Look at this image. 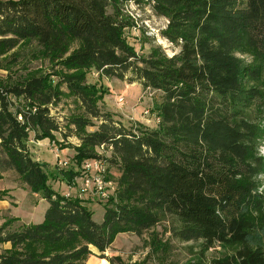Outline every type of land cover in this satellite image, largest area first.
Here are the masks:
<instances>
[{
	"label": "trees",
	"instance_id": "obj_1",
	"mask_svg": "<svg viewBox=\"0 0 264 264\" xmlns=\"http://www.w3.org/2000/svg\"><path fill=\"white\" fill-rule=\"evenodd\" d=\"M124 1L0 0V54L33 42L65 69L55 84L30 74L0 85V168L48 203L38 224L0 226V246L9 244L0 264H89L92 249L104 258L118 233L158 225L166 249L198 243L195 259L178 264H264V0H138L166 20L160 35L171 56L155 45L137 54L125 38ZM90 72L159 92L156 128L126 126L99 108L104 91ZM65 94L80 110L67 119L69 135L49 110ZM31 139L71 149L72 162L48 173ZM90 160L105 163L114 185L97 198L100 223L85 200L49 183L75 188ZM216 246L223 254L208 258Z\"/></svg>",
	"mask_w": 264,
	"mask_h": 264
},
{
	"label": "rangeland",
	"instance_id": "obj_2",
	"mask_svg": "<svg viewBox=\"0 0 264 264\" xmlns=\"http://www.w3.org/2000/svg\"><path fill=\"white\" fill-rule=\"evenodd\" d=\"M141 1V0H140ZM123 11L130 22L125 29L128 43L132 45L137 54H147L152 46H160L168 55L174 54L173 48L165 41L160 33L165 29L166 20L156 16L150 7L138 0H126L123 4ZM75 45L71 47V50ZM39 48L33 42L22 43L16 48L0 54V85L11 84L27 77L28 75H45L50 78L53 84L56 83L58 75L65 72L59 64L51 63L39 55ZM70 50V51H71ZM87 81L94 83L103 89V97L98 103L99 108L110 113L116 120L126 126L142 125L148 128H156L157 118L153 111L155 105L160 102L161 94L152 90H146L137 83L116 80L99 76L95 72L87 75ZM64 93L66 89L61 87ZM122 99V102L119 100ZM50 114L59 123L62 133L69 135L71 126H68V118L78 115L80 110L74 98L63 95L59 104L50 107ZM95 128H89L93 131ZM58 141H63L61 134H54ZM66 143L76 144L78 141L73 136L64 139ZM30 150L36 159L46 163L48 173L56 175V169L68 166L60 165V161L72 162L73 151L65 149L58 152L59 146L49 139L42 141L30 140ZM99 155L109 157V152L102 149L97 150ZM259 155L264 158V140L259 145ZM60 162V163H59ZM113 178L118 175L117 171L110 168ZM51 179L50 185L55 191L61 194L79 196L86 201L87 207L93 211V219L100 223L103 218V201L98 200L94 194H83L80 192V180L77 179L75 188H68L62 181ZM264 192V186L261 187ZM113 189H109L112 192ZM48 203L39 196L33 194L11 170L0 168V226L9 223V230L19 229L21 226L38 224L42 222ZM168 233L158 225L146 232L136 235L133 233H118L111 246L104 252L102 259L96 250L95 254L87 256L89 264H178L194 260L198 255V243H177L171 241L169 249L167 238ZM166 245L155 250L157 245ZM9 248V244L0 246V252ZM166 249V250H165ZM219 246L211 249L206 256L208 258L219 257L223 254Z\"/></svg>",
	"mask_w": 264,
	"mask_h": 264
},
{
	"label": "built area",
	"instance_id": "obj_3",
	"mask_svg": "<svg viewBox=\"0 0 264 264\" xmlns=\"http://www.w3.org/2000/svg\"><path fill=\"white\" fill-rule=\"evenodd\" d=\"M122 102V99L119 100ZM65 163L61 162L60 165ZM101 162L90 160L84 163V177L80 179V192L83 194H94L96 197L105 200L108 197L109 189H114L112 181L105 180L100 174Z\"/></svg>",
	"mask_w": 264,
	"mask_h": 264
},
{
	"label": "bare ground",
	"instance_id": "obj_4",
	"mask_svg": "<svg viewBox=\"0 0 264 264\" xmlns=\"http://www.w3.org/2000/svg\"><path fill=\"white\" fill-rule=\"evenodd\" d=\"M104 164H105V163H104ZM104 164L101 163V165H100V174H101V176L106 175L105 173L107 172V171H106L107 168H106V170H105V166H104Z\"/></svg>",
	"mask_w": 264,
	"mask_h": 264
}]
</instances>
